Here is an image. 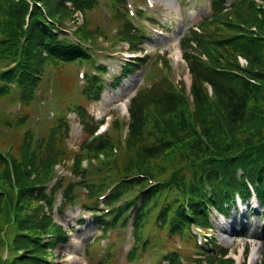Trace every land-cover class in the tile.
<instances>
[{"label":"rangeland","instance_id":"rangeland-1","mask_svg":"<svg viewBox=\"0 0 264 264\" xmlns=\"http://www.w3.org/2000/svg\"><path fill=\"white\" fill-rule=\"evenodd\" d=\"M8 1L0 0V9ZM53 1L60 2V0ZM147 1L149 0H109L106 2L104 0H93L92 3L95 2V4L88 12L83 13L74 10L73 7L67 9L59 7L58 18L62 20L65 17V29L70 31L74 27H77L76 35H82L84 43L93 38L91 36V26H102L105 21L108 31L113 29V33L116 28L115 33L108 42L104 38L99 39L102 40L101 42L95 43L99 38L98 34H96L94 39L88 43V49L92 57L89 61H86L84 69L86 71H90L91 69L93 72L95 71V76L99 78L96 84L99 86L94 87L96 89L91 90V93H88V90H82V94L76 95L80 91L75 92L74 77L70 74L68 68L63 66L59 69L60 79L63 82L68 81V83H65V86L61 89L62 91H60L58 88V78L48 77L50 85H48L46 96L44 97L46 101L44 106L40 102H32L25 106L21 99L17 101L18 107L27 108V110L15 123H18L21 118H25L24 124L20 125L19 128L23 130V133L30 130L35 137H38L36 133L42 126L54 125L55 123L50 117L42 116L43 109L48 105H52L57 114H65L66 110L62 106V103H65L71 95H74L83 106V109L79 112H73L69 115L68 136L65 138L66 149L61 151L59 149L56 150L54 146L46 144L44 151L36 155L37 160L40 157L50 160L59 158L58 161L64 163L63 166L57 168L59 175L63 177L56 184L53 183L52 178H49L50 181L41 183L43 184L42 186L34 188L37 190L40 187L39 189H41V192H44L43 194H49L53 190L56 198L53 208L55 212L52 219L58 221L62 225V228L68 231L70 237L69 240L67 239V235L62 237L61 242L51 250L55 257L54 260L58 264H170L165 261L163 255L173 251H177L174 258L181 260L183 264H209L211 259L203 249L195 247L192 238L187 237L186 239L182 234L178 233L167 235V231L158 224L157 213L160 211L161 206L174 194V191L169 193L171 189L169 187H163L159 194L155 195L156 197L151 196L147 202L148 211L144 216L145 221L137 227L135 235L133 231L129 235V231L131 230L130 218L126 222V225L123 223L122 225L117 224L116 226L106 227L105 229L103 227L96 230L95 220L90 217L91 212L89 213V211L80 206L83 203L91 205L93 208L98 207L97 210H103L109 205L120 204L134 191L124 183V192L121 193L120 198L117 200L111 199L107 203L106 196L104 195L106 188L116 179L137 171L152 173L150 177L153 180L160 181L168 180L170 176L177 173L182 174L184 179H189L194 172L198 174L201 171V166L197 162V153L191 152V155L184 154V148L182 147V145L188 146L189 140L191 141L194 137H197V135L193 136L192 131L186 126L187 121L183 117V112L179 111L181 105L186 107V103L177 107L176 114L179 116V121L175 125H172L169 122L168 115L162 113V106L152 103L150 97L152 94L158 95L170 91L176 86L192 100L190 88L191 75L188 72L189 69L186 61L181 56L182 47L180 44L184 36L189 35L191 38H197L198 36L201 44L197 45L193 50L200 58H204L206 61V45L209 41L216 38L214 33L226 34V29L222 26H232L233 21L242 24L244 18L254 17L255 14L250 0H151L154 2L153 7L149 6ZM255 1L262 3L264 0ZM117 3H126L127 9L133 10L134 14L132 17L137 23H143L146 26V19H150L155 21V24L147 26V28L141 26V32H137L138 34H136L132 25L126 26L125 29L122 28V25L115 26V22L122 20L124 17V13H120L119 11L115 13V5ZM120 10L124 11L123 5H120ZM114 13H119L117 18L114 17ZM149 25L151 24L149 23ZM0 26H2L1 21ZM261 26L262 28L258 29V32L264 35V22L261 23ZM160 28H164L165 30H161ZM195 30L196 32H194ZM115 37H125L126 44L133 46V48L127 49V45L122 41L111 43L110 41L117 40ZM256 43L260 44L257 49L262 51L264 56V40L262 39ZM225 48L228 49L231 57L234 56L235 58L238 54H242L241 51H244V48H240V46L228 45ZM127 51H133L136 54L129 56L127 55ZM144 53L146 56L142 55ZM221 54L222 61H224V56L226 55ZM105 55H108V58H105ZM227 57L230 58L229 56ZM128 60L130 66L126 68V73H124V63L122 62H127ZM251 60L252 58L249 57L248 62L245 63V60L242 58L243 63H245L244 70L255 69V66H257L261 69L260 71L264 72V58L262 62L260 61V64L257 62L254 65L250 64ZM135 61L136 63H134ZM84 69L82 67L79 68L77 74L79 71L84 72ZM106 69L107 72L105 73ZM119 71H122L125 75H123L120 84L116 88H113L111 87L113 83L111 78L115 75L118 76L119 73L117 74V72ZM82 81L80 78V83ZM234 83L238 85L240 80H236ZM104 85L105 89L103 91ZM256 86L262 88L264 86V79L262 85ZM207 87L209 88V86ZM97 92L98 95L96 96ZM5 93H7L6 90L0 88V95H4ZM134 93H137V97L141 103L144 119L142 133L137 137L136 135H132L130 131L129 113L126 107L129 104L128 100ZM208 93L211 94V91L208 90ZM218 98V96L214 95L211 105H209L212 116L214 114L217 116L218 113L224 112L223 104ZM7 101L6 99H2L0 103L4 104ZM73 102H77V100L74 99ZM192 108L195 115L199 116L200 108L195 104L192 105ZM12 110L15 112L14 106ZM104 115H107L108 118L110 117L109 121L105 119L104 121H107L106 123L111 122V124L106 130L101 131V133L100 130L95 129L92 134L91 131L94 128L89 124L96 121V125L97 123L99 125ZM6 117L7 115L0 110V120ZM115 117H121V119H117L118 123L116 125L113 122ZM202 124L204 123L198 121L197 127L200 128ZM231 127L225 122L224 127L219 129L218 133H213L211 138L218 137L220 141L216 143L221 144L231 141L233 138L232 132L236 129L233 124H231ZM205 130L208 131L209 129L206 128ZM13 131L15 130H11L8 133L0 130V152L8 158H14L22 162L21 159L13 155L15 151L18 156L23 152V149L17 152L18 146H21V144L19 135ZM87 142L90 143L86 144ZM162 144L167 145L169 149L164 150L160 156L153 157L152 155L148 157L145 155V147H148V150H158L159 147L157 145ZM106 145L112 148V150L105 151L101 155L103 161L98 163L99 167L91 166L92 162H88L84 156L90 155L92 152L91 148H100ZM162 157H166V159L161 161ZM186 158L190 159L191 164L185 163ZM89 160L94 159L93 157H89ZM4 161L5 159L0 155V186L5 189V193H11V189L7 188V179L6 177L4 178ZM79 162L80 164L88 163L89 169L82 171L78 167H74ZM40 167L36 166V171L40 172ZM104 171L108 175H103ZM32 175L35 176L34 173ZM33 181L36 183L35 179ZM40 182L45 181L41 180ZM64 196L72 201V205L68 206L63 213V215L68 216L70 219L69 223L63 221L60 212L56 211L57 205ZM177 196H179V200L183 199L178 192ZM31 199L30 202L27 201L23 204L24 210L35 213L37 214L35 217L41 218L43 216L42 201L37 200L36 196ZM82 213L85 214L83 215ZM21 214L22 212L20 211L19 215ZM214 217L212 214V218ZM78 218H84V223L79 224V221L77 222ZM216 219L220 222L219 218ZM13 221L15 220H12V216L6 215L3 200H0V237L3 238V242L4 238H13L15 224L10 223ZM74 226L76 231L73 230ZM194 226L198 229L201 228V231H199L204 236L205 234L208 235L206 233L208 230L207 226H198L196 224ZM252 227L254 226L250 227L249 232L253 230ZM46 230L47 228L42 233H47ZM78 233L84 237V240L79 238ZM214 233L216 241L229 250L228 256L233 258V260L224 259L225 261L221 263H218L216 260L213 264H249L248 257L245 261L243 258H246L247 248H252L254 244L259 250L256 262V264H259L261 251L264 248L263 240L260 237H264V235L260 237L246 236L244 234V236H240L242 234L229 236L218 228L214 230ZM95 234H97L95 240L90 242L92 236ZM260 234L261 230L258 231V235ZM143 237H147L149 243L153 244L148 248H141L140 239ZM169 237H173V239H169ZM164 241L172 246L169 247L164 244ZM244 245L246 248L241 254ZM10 246L8 245L6 250L4 244L0 243V256L6 257L8 255L7 258L0 259V264H18L19 260L25 256L23 254L30 255L25 252L21 253L17 247L11 248ZM169 249L173 251H169ZM23 264L28 263L23 262Z\"/></svg>","mask_w":264,"mask_h":264},{"label":"trees","instance_id":"trees-1","mask_svg":"<svg viewBox=\"0 0 264 264\" xmlns=\"http://www.w3.org/2000/svg\"><path fill=\"white\" fill-rule=\"evenodd\" d=\"M12 1V6L7 7V5H4L2 10L5 12L9 10L8 13H15L19 19L23 18L24 14L27 12L28 7L26 6V3L24 0H18L16 2ZM23 1V2H22ZM64 0H60V2H54L53 0H32L31 9L28 11L30 15V44L32 46V49H35L36 46L40 43H43L41 40V33L45 34L48 33L49 37L53 35V33L50 31V28L41 26H46V23H49V21L44 16L43 10L39 7L37 4L40 3L42 7L47 8L50 15H54L59 10V7H64L67 9L68 7L64 4ZM72 4L77 7L81 8L82 5L79 3L78 0H71ZM64 4V5H63ZM44 8V10H45ZM254 20V17H250ZM248 18H245V21H248ZM41 32V33H40ZM40 33V35H39ZM189 38H186L184 41V47L188 51L189 48H191V43L189 42ZM260 44L254 43L251 49L245 45L246 49H244L245 53H247L248 57H250L249 54H253L251 56V61L262 62V55L259 54V50L257 49ZM45 48L49 49L48 46H45ZM63 49V47H61ZM254 49L255 51H253ZM189 52V51H188ZM187 52V55H188ZM56 52H53V54ZM58 54V53H56ZM32 55V53H31ZM32 58L35 62L36 56L35 54L32 55ZM194 62V69L198 67L199 63L193 59ZM202 73V72H201ZM264 72H261L260 74H256L255 76L262 80L264 79ZM202 76L204 80H207L210 82L217 90L222 92L225 96H227V107H230V113H229V121L230 124H233L236 129H234V132H232L233 138L229 142H225L224 144L216 143L218 140V137L211 138L210 133L205 134V137H209V142L213 147V150H209L206 148L207 142H203L200 140V138H195L191 141H189L190 146H194L196 141H199L201 146V152L200 154L204 153V156L206 157L204 160V166L202 165V169L204 171L209 170H215L219 168L220 170L212 171L210 173H214L216 176L221 175V180L224 181L225 179H228V177H235L236 169L242 171V177H252L254 181L259 183V187L261 190H264V86L261 87H250L245 82L241 81L238 87H232V86H225L220 79L217 77L211 78L209 75H205L202 73ZM228 81H231V78H227ZM195 87L193 88L195 95L198 96L200 85H197V81H194L193 84ZM151 100L154 101L157 104L161 105L162 113H168V111H172L175 109V100L173 95L170 93V91L164 92L161 95L160 94H152ZM247 99H252L253 102H255V107L253 110L247 109ZM141 103L139 101V98L133 97L132 98V104H131V111H132V120H131V131L132 135L140 136V131L142 127V109H141ZM232 128V127H231ZM232 129V130H233ZM214 145V146H213ZM105 148V146H103ZM23 149V152L20 156L16 155V151L14 152V156L18 157L22 160V162L17 161L13 158V164L12 168L14 171L15 176V182L13 184L19 188L18 195L15 197L12 194H6L4 197L3 205L7 210L13 206L14 200H20L24 199L25 202H30L33 198V195H36L34 192L33 184L34 181L32 178V169L30 168L31 165H29V162L32 160L28 159V154L26 152V149L23 147H19L17 152ZM145 155L150 157L153 155V157L160 156L164 150H161L158 148V150H152L148 147L144 148ZM197 155L198 157L200 156ZM215 157H219V159H216ZM164 157H162L163 159ZM221 158V159H220ZM18 159V160H19ZM42 159V157H40ZM47 160H42V165H47ZM26 164V166H24ZM224 168V169H221ZM243 179V178H241ZM221 180H219V183L216 185V190H221L222 188H219V184L222 183L225 185ZM178 181V180H177ZM226 181V180H225ZM224 181V182H225ZM161 187V186H160ZM181 196H185V191L183 190L182 186L176 182L174 185V191H177ZM153 194V193H151ZM37 200H40L37 198ZM41 198V196H40ZM207 198L205 199V201ZM180 201V200H178ZM194 203L198 204V201H195ZM199 207V205H198ZM21 208H18V211H20ZM141 212V211H140ZM169 212L171 213L172 217L175 219V215L179 216L184 219V208L182 205L177 204V197L171 199L169 202H167L164 206V209L162 210V217H165V213ZM191 213L194 214V216H197V208L196 210H191ZM190 213V214H191ZM35 213H30L26 216L18 215L17 217V223L18 225H22L24 228L30 230L31 232H43L45 228L48 229L50 222L52 223V218L48 214H43V217L40 219L38 217H35ZM14 219H16V215L13 216ZM175 223V220L173 221ZM55 224V223H53ZM56 227L60 228L59 225L55 224ZM53 225L50 226V228ZM22 240H26L24 238H20L19 236H15L13 239V244L20 245L22 243ZM33 241L37 244L34 240H28ZM25 250L26 253H29L30 255H25L23 258H21L18 262V264H23V262H27L28 264H42L40 263L36 257L34 256V253H38L40 248L36 244H30L25 241ZM29 246H32V250L29 251ZM216 255H212V258H215ZM261 264H264V254L262 256Z\"/></svg>","mask_w":264,"mask_h":264},{"label":"bare ground","instance_id":"bare-ground-1","mask_svg":"<svg viewBox=\"0 0 264 264\" xmlns=\"http://www.w3.org/2000/svg\"><path fill=\"white\" fill-rule=\"evenodd\" d=\"M258 255H259L258 247L254 245L251 248V253L249 256V264H256Z\"/></svg>","mask_w":264,"mask_h":264}]
</instances>
